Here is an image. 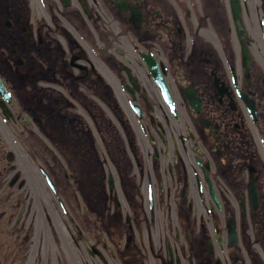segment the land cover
<instances>
[{"label":"flooded vegetation","instance_id":"obj_1","mask_svg":"<svg viewBox=\"0 0 264 264\" xmlns=\"http://www.w3.org/2000/svg\"><path fill=\"white\" fill-rule=\"evenodd\" d=\"M0 78L52 141L0 264H264V0H0Z\"/></svg>","mask_w":264,"mask_h":264},{"label":"rangeland","instance_id":"obj_2","mask_svg":"<svg viewBox=\"0 0 264 264\" xmlns=\"http://www.w3.org/2000/svg\"><path fill=\"white\" fill-rule=\"evenodd\" d=\"M29 99L28 88L19 87L18 97L13 99L11 110L28 119V111H25L24 114L22 111L27 110L25 108L29 106ZM51 142L45 133L33 125H22L7 119L0 109V244L10 246L8 249L5 248L10 259L14 243L12 237V222L14 220L11 216L14 211L11 209V205L15 188L10 187L9 182L17 171H21L22 179L32 182V185L37 184L38 187L35 190L40 191V183L37 182L45 180L40 167H45L46 159L50 158L46 147L51 149ZM9 152L14 154L13 162L7 160ZM58 158L60 157L58 156Z\"/></svg>","mask_w":264,"mask_h":264},{"label":"water","instance_id":"obj_3","mask_svg":"<svg viewBox=\"0 0 264 264\" xmlns=\"http://www.w3.org/2000/svg\"><path fill=\"white\" fill-rule=\"evenodd\" d=\"M6 101L10 103L11 102V97L9 95V92H8L7 87L4 86L2 80L0 79V107L2 108L4 114L7 117H11L12 119H15L13 113L9 110L8 105L6 104ZM13 159H14L13 154L12 153H9L8 160L9 161H13ZM19 177H20V174H17L13 178V180L15 181Z\"/></svg>","mask_w":264,"mask_h":264}]
</instances>
